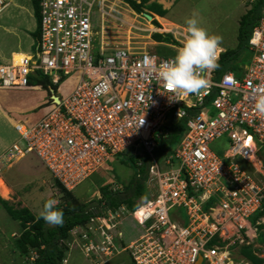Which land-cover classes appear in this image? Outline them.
<instances>
[{"label": "built area", "instance_id": "2783aa9c", "mask_svg": "<svg viewBox=\"0 0 264 264\" xmlns=\"http://www.w3.org/2000/svg\"><path fill=\"white\" fill-rule=\"evenodd\" d=\"M107 3L39 0L36 52L20 64L1 63L0 86L39 88L47 79L51 87L70 77L77 83L65 99L52 90L50 111L37 123L15 126L27 147L14 144L7 161L34 154L74 192L116 155L143 158L137 166L147 161V173L137 178L151 198L120 213L94 206L83 235L92 251L102 233L110 252L108 233L133 216L128 220L142 234L128 242L120 227L115 237V254L128 252L133 264H252L234 249L251 245L249 230L264 225V160L257 156L264 146V11L249 39V66L220 75L225 51L199 42L209 52L201 60L198 50L193 59L167 58L113 45L105 34L96 39L93 17H109ZM175 121L185 131L173 152L163 151L161 165L156 151ZM222 139L229 144L223 158L211 148ZM255 254L264 260V249Z\"/></svg>", "mask_w": 264, "mask_h": 264}, {"label": "rangeland", "instance_id": "374dc122", "mask_svg": "<svg viewBox=\"0 0 264 264\" xmlns=\"http://www.w3.org/2000/svg\"><path fill=\"white\" fill-rule=\"evenodd\" d=\"M3 1L6 3V7L0 8V64L15 62L16 57L19 56L33 55L36 52L33 33L36 32L39 25L32 0ZM257 1L151 0L148 4L157 2L163 8L170 7L166 19L161 20L166 31H161L162 25L155 16H153V20L148 19L147 15L150 14L148 7L143 10V13H140L133 4L125 3L123 0H108L104 10L110 16L101 19L96 12L93 17V24L98 32L94 37L101 39L105 34V40L113 45L119 44L136 51H152L167 58L185 54L187 58L192 59L189 52L198 50V52H202L199 59L201 60L202 57H209V52L199 46L198 42L217 50V53L220 51L219 49L226 52L237 49L240 21ZM154 10L157 11L156 8ZM154 20L159 23L160 27H157ZM149 21L158 31H155ZM156 33H163L160 39L166 43L154 41L159 39L154 35ZM172 36L176 38L173 39ZM167 44L176 48H171ZM243 56L245 59H241L242 61L238 59L237 64L246 68L249 66L253 53L247 50ZM73 78H66L60 85L47 88L43 85L39 88L10 89L0 86V159H2L0 162V197L17 209L29 208L35 215H40L49 200L57 205L60 200L65 199L62 198L58 182L34 154H27L21 159L15 158L12 161H7L5 155L16 143L22 150L27 147L15 130L16 123L31 125L41 120L50 111L49 98L52 90L65 99L77 83V80ZM211 111L215 114L213 108ZM175 142H178V139ZM177 145L176 143L174 147L171 145V151ZM228 146L226 139H222L213 143L211 148L223 158ZM163 151L162 147L156 151L157 160L161 165L164 164ZM257 156L264 159V146H258ZM142 159L131 158L128 154L116 155L73 192L76 197L75 202L78 205L93 202L91 206L100 207L104 205V202L100 204L101 200L111 196L114 189L121 193L120 196L130 198L132 190H126L125 186H129L134 181L144 184L143 179L137 178L139 173L142 175L147 173V161H145L144 167L137 166V162ZM107 186L109 192L101 193V190ZM150 198V193H145L144 196H136L134 201L138 206ZM118 212L120 213V210ZM129 217L134 218L128 216L124 223L126 225L120 226L124 238L128 242L129 239H135L143 232V229L137 226L134 220H128ZM119 223H121V219ZM120 227L117 228L118 230L114 228L108 233V236H111V245L116 246L115 237ZM14 232L16 235L12 236ZM85 233L84 228H75L70 232V236L64 241L65 260L63 264H133L128 252L121 253L119 249L116 255L115 246H110V252L104 249L102 233H96L95 237L99 241L97 245H93L94 250L92 251L91 244L84 243L86 241L83 238ZM21 234L20 222L12 219L0 204V264H33L36 260V252L22 256L18 251L16 240ZM249 234L250 237H254L251 238L253 243L234 249L236 258L239 260L243 259V250L246 247L257 253L264 249V227L260 228L257 233L250 229ZM256 234L257 236H254Z\"/></svg>", "mask_w": 264, "mask_h": 264}, {"label": "trees", "instance_id": "16d2710c", "mask_svg": "<svg viewBox=\"0 0 264 264\" xmlns=\"http://www.w3.org/2000/svg\"><path fill=\"white\" fill-rule=\"evenodd\" d=\"M33 7L35 10V15L39 20V0H32ZM125 3L133 4L135 9L140 13H143L144 9L148 7L150 15L156 14L161 17L167 15V10L163 8L161 4L157 2L148 4L151 0H123ZM140 1V3H138ZM145 6V7H144ZM157 9L154 10V9ZM264 11V0H258L252 9H250L241 19L238 33V47L233 51H225L221 55V59L217 64V72L221 75L229 71L235 72L237 75H240L243 70L237 63L244 60L243 54L249 50L248 43L251 37L254 27L259 22ZM155 16L157 20L160 21L162 28L161 31H166L163 26L161 18ZM157 27H160L159 23ZM152 25V23L149 21ZM153 26V25H152ZM155 29V27L153 26ZM155 31H158L155 29ZM35 39L38 36V32L33 33ZM159 39L155 40L159 43L163 42L160 38L161 35L156 33L154 34ZM173 39L174 36H172ZM175 42H177L175 40ZM239 59V60H238ZM242 59V60H241ZM238 60V61H236ZM43 86H49V80L45 79L41 83ZM49 103L51 105V99L49 98ZM18 123H16L17 125ZM15 125V126H16ZM185 131V125L183 122L173 123L172 124V134L167 141L163 143L162 149L169 151L170 146L178 144L181 140L182 135ZM178 139V142L175 140ZM131 158H136L131 156ZM264 160V159H263ZM1 185V184H0ZM61 192L62 198H65L57 205H54L51 200L46 203L44 211L40 215H35L28 208L17 209L10 205L8 201L3 200L0 197V204L5 208L10 217L16 221L20 222L22 228L21 236L16 240V247L22 256H28L31 252L37 253V258L33 264H63L65 258V247L64 241L70 236V232L75 228H84L87 230L88 224L91 221V218L96 214V210L93 209L92 203L78 205L75 202V195L73 192L66 191L58 183ZM126 190H132V196L130 198H124L120 196L121 193H113L108 198H103L100 204L105 203V205L110 206L113 210H118L122 204L126 205L130 210H135L137 204L134 201L136 196H144L145 186L144 184L134 181L129 186H126ZM109 192L108 186L101 190V193ZM1 194V193H0ZM98 210V209H97ZM264 225L260 226V228ZM67 246V245H65ZM243 254L245 258L250 260L252 264H261L263 259L256 256L255 251L249 247L244 248Z\"/></svg>", "mask_w": 264, "mask_h": 264}, {"label": "bare ground", "instance_id": "6f19581e", "mask_svg": "<svg viewBox=\"0 0 264 264\" xmlns=\"http://www.w3.org/2000/svg\"><path fill=\"white\" fill-rule=\"evenodd\" d=\"M195 52H189V56H191L192 57V59H193V57L195 56ZM26 56H24V57H21V56H19V57H16V59H15V63H17V64H20L21 62H22V60L25 58ZM186 59H189V58H187L186 57ZM14 62V61H13ZM248 141L250 142V138L248 139Z\"/></svg>", "mask_w": 264, "mask_h": 264}, {"label": "crops", "instance_id": "0c3cea01", "mask_svg": "<svg viewBox=\"0 0 264 264\" xmlns=\"http://www.w3.org/2000/svg\"><path fill=\"white\" fill-rule=\"evenodd\" d=\"M170 8V7H169ZM169 8H165L164 7V9L165 10H167V12H168V10H169ZM153 16H159V15H156V14H153ZM159 17H161V16H159ZM166 17L167 16H165V17H161V18H165L166 19ZM154 18V17H153ZM173 33V35L175 36V34H174V32H172ZM159 34H161V33H159ZM163 34V33H162ZM176 38V37H175ZM155 41V40H154ZM157 42V41H156ZM180 42V41H179ZM157 43H159V42H157ZM167 45H170V44H167ZM165 46V45H164ZM221 50H223V49H221ZM223 51H225V50H223ZM121 186H123L124 187V185H121ZM126 187V186H125ZM206 208H208V205L206 206ZM29 209V208H28ZM16 234H15V232L13 233V235L12 236H15ZM16 238V237H15Z\"/></svg>", "mask_w": 264, "mask_h": 264}, {"label": "water", "instance_id": "95a60500", "mask_svg": "<svg viewBox=\"0 0 264 264\" xmlns=\"http://www.w3.org/2000/svg\"><path fill=\"white\" fill-rule=\"evenodd\" d=\"M147 17H148V19H150V20H153V16L152 15H150V14H148L147 15ZM56 99V98H55ZM58 99V98H57ZM201 259L198 261V263L197 264H201Z\"/></svg>", "mask_w": 264, "mask_h": 264}, {"label": "clouds", "instance_id": "9594fccd", "mask_svg": "<svg viewBox=\"0 0 264 264\" xmlns=\"http://www.w3.org/2000/svg\"><path fill=\"white\" fill-rule=\"evenodd\" d=\"M153 16V15H152ZM113 192V191H112Z\"/></svg>", "mask_w": 264, "mask_h": 264}]
</instances>
